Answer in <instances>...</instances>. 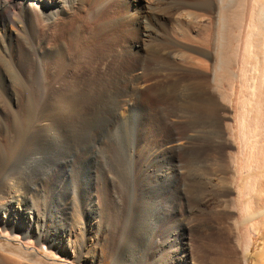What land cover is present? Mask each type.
<instances>
[{
  "label": "rangeland",
  "instance_id": "obj_1",
  "mask_svg": "<svg viewBox=\"0 0 264 264\" xmlns=\"http://www.w3.org/2000/svg\"><path fill=\"white\" fill-rule=\"evenodd\" d=\"M159 1L139 3L153 16ZM254 1H234L237 15L225 27L222 50L236 74L212 70L222 48L216 12L182 20L170 32L205 71L207 90L196 93L183 92L175 83L180 73L171 68L155 77L149 95L125 89L119 53L140 28L138 8L128 0H60V12L35 0L37 16L47 7L37 32L0 21V264H176L177 252L183 264H215L216 258L254 264L263 234L241 228L240 200L244 182L264 173V136L248 135L254 146L247 153L237 132L243 103L250 135L264 133V77L260 85V71L251 67L259 62L243 51ZM72 5L82 8L78 20L68 13ZM14 15L22 29L24 8H14ZM62 20L70 26L64 37ZM101 21L111 23L105 36L119 38L112 42L118 53L105 49L82 62L84 40ZM148 57L156 62L158 55L149 50ZM206 101L213 105L205 111ZM50 128L59 130L56 140ZM245 235L252 243L246 253L238 243Z\"/></svg>",
  "mask_w": 264,
  "mask_h": 264
},
{
  "label": "bare ground",
  "instance_id": "obj_2",
  "mask_svg": "<svg viewBox=\"0 0 264 264\" xmlns=\"http://www.w3.org/2000/svg\"><path fill=\"white\" fill-rule=\"evenodd\" d=\"M48 3H51L53 6H55L56 8H52V5L50 7H48L49 9H55L56 11L60 12L61 11V6H63V4L60 2V0H47ZM131 3L134 4L135 7L138 8L137 13L135 14V21L140 23L138 26H140V28H138V30L135 33L134 37H133V43L131 44H127L128 46L125 47V49L123 50V52L119 53L120 55H122L124 58L121 59V71L123 73V77L124 79H126L127 83L125 85V89L129 92H143L146 95H149V93L153 92L154 89V82L153 80L155 79L156 76H158L159 73L161 72H165L166 70L171 68L173 70L178 71L179 77L176 78L175 83L177 85H182V89L183 92L186 93V91L188 93H192L196 91H202V90H207L206 85L203 83L202 81V77L201 73H205V71L203 69H199L198 67H196L197 61H194V59H192L190 56H187L186 54H184L182 52V47L186 48L187 45L184 44H180L177 40V37H172L170 32H173L175 34L174 30H178L179 28H181V21L182 20H188V21H193L195 19H198L202 16V12L204 14H212L213 12H216L215 15V20L214 23L217 24V22H219V36H220V40H222V43H220V48L221 52H218L221 56L218 57L219 59L216 62V65L214 63V66H212V70L214 68V70H220V72L222 71V73L224 74V72H231L228 71L229 70V66H232V60L226 53V50H222L225 47V41H223L224 39L228 38L227 34L225 33V27L228 26L230 24V20H234L233 16L235 17L237 15V8L236 6L233 4L234 1L236 0H176V1H172L170 2H166V0H158L160 4H163L160 9L158 11H156V13H154L155 15L151 16L149 15V11L147 10V7H142V5L139 3L140 0H128ZM87 2V1H86ZM35 0H16V2H12V1H5L4 2L2 0H0V21H4V22H8L13 24L14 26L16 25L17 28L19 27L20 30H23L25 25H28L30 27V29L32 31L37 32L38 30V25L41 18L40 16L43 15L42 13H45L44 9L46 8H42L40 9V13L39 16H37V14L34 12V4H35ZM252 4V3H251ZM217 6V7H216ZM16 7H22L24 8V19L26 21L22 22V29L19 25L20 20L18 18V20L16 19V16L14 15V8ZM234 7V8H233ZM63 9V8H62ZM82 9V8H81ZM81 9H78V11L75 9V6H69L68 7V13L72 16L73 20H78L80 19L81 15L79 13V11ZM149 9V7H148ZM67 10V9H66ZM153 10V9H152ZM252 12L250 14L251 18H250V29L247 30L246 33V37L244 42V53L250 58L253 57L254 60H258L257 62H259V66H255L256 64L252 65L251 67L254 69V67H256L257 75H260V80H259V84L261 85V76L262 78L264 77V73L261 75L262 72H264V50H262L263 54H261V57H259V53L261 52L260 47L263 48V45L259 42L260 37H262V31H264V0H255L252 6ZM250 13V12H249ZM214 14V13H213ZM239 14V13H238ZM55 15V14H54ZM58 15V14H57ZM56 15V17H57ZM23 16V15H22ZM18 17V16H17ZM43 17V16H42ZM51 17V16H50ZM180 17V18H179ZM211 17V16H209ZM55 18V17H54ZM58 18V17H57ZM55 18V19H57ZM60 18V17H59ZM116 18V17H115ZM96 19V18H95ZM94 19V20H95ZM236 19V18H235ZM238 20V19H237ZM93 21V20H92ZM236 21V20H235ZM75 22V21H74ZM102 23H98L97 26H95L94 29H92V27L90 28V31L88 33V37L85 41V44H83L84 46L81 47L83 48L81 50L80 56L81 60L83 62V60H85V58H91L97 54L102 53L103 50H107L109 49V51H117L118 50L112 46L113 43H116V41L114 42V40H118L116 39L117 35L114 34L110 37H107L104 35V32L106 29L109 30V26L110 24H106L104 21H101ZM109 22V21H108ZM173 23L175 26L174 28H170L168 30V27L170 26V24ZM235 23V22H233ZM59 31L62 32L61 37H64L65 34L68 33V30L70 29L68 22H66L65 20L63 21H59ZM117 24V23H116ZM217 24V25H218ZM80 25V24H79ZM112 26V25H111ZM172 26V25H171ZM94 27V26H93ZM143 30V32H141L139 29ZM157 28H159V30L157 31ZM40 29V28H39ZM111 29V28H110ZM41 31V30H40ZM88 32V31H87ZM142 33V34H141ZM17 35V34H16ZM79 35V34H78ZM210 35V34H209ZM262 35V36H261ZM3 33L0 37V42H2L3 39ZM5 36V35H4ZM37 36V35H36ZM69 36V35H68ZM18 37V36H17ZM66 37V36H65ZM71 37V36H70ZM102 37V38H101ZM46 38V33L44 31L41 32L40 37H39V45L40 48L44 51L45 46L44 41ZM72 38V37H71ZM98 38L102 39L97 40ZM61 39V38H60ZM64 39V38H62ZM69 39V38H68ZM214 39V38H213ZM71 40V39H70ZM69 40V41H70ZM73 40V39H72ZM71 40V41H72ZM75 40V39H74ZM215 40V39H214ZM226 40V41H227ZM100 41V42H99ZM119 41V40H118ZM113 42V43H112ZM132 42V41H131ZM206 42V41H205ZM224 42V43H223ZM70 43V42H69ZM78 43V42H77ZM76 43V44H77ZM112 43V44H111ZM215 43V42H212ZM75 44V42H74ZM221 44H224L221 46ZM227 44V43H226ZM3 45V43L1 44ZM71 45V44H70ZM78 45V44H77ZM126 45V44H125ZM224 46V47H223ZM257 46V48L255 49V47ZM4 47V46H3ZM44 47V48H43ZM53 47V46H52ZM58 48H60L61 50V56L64 53V47L62 45V43H60V45L57 46ZM189 48V47H188ZM226 48V47H225ZM224 48V49H225ZM264 49V48H263ZM153 50L154 52H156V54L158 55V58L156 60V62L154 61H150L149 62V57H148V51ZM196 52L199 53H203V50L201 49H193ZM259 50V51H258ZM4 51V50H3ZM70 51V50H69ZM2 52V51H1ZM70 53V52H69ZM108 53V52H107ZM251 53V54H250ZM54 54V53H53ZM103 54V53H102ZM150 54V53H149ZM64 55V54H63ZM231 55V54H230ZM252 57H251V56ZM103 56V55H102ZM246 56V58H247ZM50 57V56H48ZM57 57V56H56ZM74 57V56H73ZM215 57L217 58V56L215 55ZM249 57L247 58L249 60ZM252 59V60H253ZM245 60V59H244ZM248 60H246L244 63V66L246 67V65L249 63L247 62ZM250 61V60H249ZM154 62V63H152ZM246 63V64H245ZM199 64V63H198ZM200 65V64H199ZM258 65V64H257ZM261 65V66H260ZM170 66V67H169ZM249 64L246 68V70H250L249 68ZM103 67V66H102ZM105 68V67H104ZM204 68V67H203ZM249 68V69H248ZM231 69V68H230ZM245 70V71H246ZM254 70V71H256ZM77 71V70H76ZM169 71V70H168ZM253 71V72H254ZM219 72V71H218ZM166 73V72H165ZM214 73V72H213ZM230 73V74H231ZM221 74V73H220ZM227 74V73H225ZM232 74H236V72L232 73ZM231 74V75H232ZM222 75V74H221ZM242 76V75H241ZM245 76V75H243ZM215 77V75H214ZM254 77V76H253ZM204 78V77H203ZM219 78V76H218ZM259 78V77H258ZM122 80V79H121ZM262 81H264V79H262ZM78 82V81H77ZM125 82V81H124ZM145 82V84H144ZM252 82V81H251ZM107 83V82H106ZM264 84V83H263ZM75 85V84H73ZM157 86V85H156ZM246 86V85H245ZM264 89V86L261 85ZM180 88V86H179ZM157 89V88H156ZM261 89V90H262ZM122 90V89H121ZM260 90V89H259ZM258 90V91H259ZM260 90V91H261ZM81 91V90H80ZM209 91V90H208ZM257 91V92H258ZM259 91V92H260ZM263 91V90H262ZM60 92V91H59ZM67 92V91H66ZM121 92V91H120ZM256 92V93H257ZM257 93V96L259 94V96L261 98H258L259 100H263L262 95L264 94H260ZM264 92V91H263ZM65 93V92H64ZM68 93V92H67ZM98 93V91H97ZM200 93V92H199ZM255 92H253L254 95ZM70 94V93H69ZM73 94V93H72ZM87 94V93H86ZM202 94V93H201ZM55 95V94H54ZM89 95V94H88ZM116 95V94H115ZM197 95V94H196ZM60 96V95H59ZM65 96V95H64ZM82 96V95H81ZM103 96V94H102ZM129 96V95H128ZM136 96V95H135ZM198 96V95H197ZM258 96V97H259ZM73 97V96H72ZM88 97V96H87ZM204 97V96H203ZM57 98V97H56ZM86 98V97H85ZM93 98V97H92ZM192 98V97H191ZM254 98V97H253ZM58 99V98H57ZM61 99V98H60ZM111 99V98H110ZM119 99V98H118ZM124 99V98H123ZM202 99V98H200ZM256 99V100H258ZM62 100H65V98H63ZM71 100V98H70ZM108 100V99H107ZM106 100V101H107ZM117 100V99H116ZM206 100V99H205ZM246 100V99H245ZM252 100V99H251ZM67 101V100H66ZM65 101V102H66ZM96 101V100H95ZM110 101V100H109ZM113 101V100H112ZM137 101V100H136ZM204 101V100H203ZM228 101H230V99H228ZM61 102V101H60ZM71 102V101H70ZM108 102V101H107ZM124 102L126 103L127 101L124 100ZM78 103V102H77ZM91 103V102H90ZM99 103V102H98ZM112 103V102H111ZM196 103V102H194ZM263 103V102H262ZM56 104V103H55ZM73 106L75 105L72 102ZM211 102L210 101H206V103H203V105H201V107L207 108L209 106H211ZM242 106V112H240V117H239V122H238V135H240V138L242 137V140L244 142V151H247V149H249V151H252V147L254 146L252 144L251 141V149L249 148L250 144V139L253 136H264L260 135V131L256 132L255 135H250L251 133L248 131L247 129V123L246 121V117H247V113H248V109L246 107L245 104L241 103ZM92 105V104H91ZM97 105V104H96ZM213 105V104H212ZM245 105V106H243ZM65 106V105H64ZM99 106V105H98ZM114 106V105H113ZM255 105H252V107ZM259 106V105H258ZM55 107V106H54ZM62 107V106H61ZM124 107V106H123ZM257 107V106H256ZM60 108V107H58ZM119 108V107H118ZM75 109V108H74ZM117 110V109H115ZM54 111H57L54 110ZM119 111V110H118ZM206 111V110H205ZM257 111V110H256ZM259 111V110H258ZM98 112V111H97ZM54 113V112H53ZM63 113V112H62ZM242 113V114H241ZM79 114V112H78ZM214 114V113H213ZM249 114V113H248ZM254 114V113H253ZM68 115V114H67ZM101 115V114H100ZM38 116V115H37ZM62 116V115H61ZM83 116V115H82ZM254 116V115H253ZM103 117V116H102ZM209 117V116H208ZM33 118V117H32ZM83 118V117H82ZM207 118V117H206ZM255 118V117H254ZM59 119V118H58ZM248 119V118H247ZM260 119V118H259ZM257 119V121L259 120ZM31 120V119H30ZM40 120V119H39ZM79 120V119H78ZM207 120V119H206ZM93 121V120H92ZM209 122L211 120H208ZM250 121V120H249ZM38 122V121H37ZM54 122V121H53ZM82 122V121H81ZM259 122V121H258ZM28 123V122H27ZM33 123V122H32ZM48 124V122H47ZM31 125V124H30ZM37 125V124H36ZM35 125V126H36ZM49 125V124H48ZM19 126V125H18ZM34 126V127H35ZM39 126V125H38ZM45 126V125H44ZM56 126V125H55ZM76 126V125H75ZM208 126V125H207ZM250 126V125H249ZM254 126V125H253ZM259 126V125H258ZM88 127V126H87ZM15 128V127H14ZM46 128V127H45ZM259 128V127H258ZM20 129V127H19ZM37 129V128H36ZM256 129V128H255ZM18 130V129H17ZM21 130V129H20ZM25 130V129H24ZM49 135L52 139L57 138L60 134H59V130L53 128L51 130V128L49 129ZM97 130V129H96ZM254 130V127H253ZM260 130V129H259ZM264 131V130H263ZM67 132V131H66ZM85 132V130H84ZM96 132V131H95ZM262 132V130H261ZM20 133V132H19ZM33 133V132H32ZM81 133V132H80ZM258 133H260L258 135ZM83 134V133H82ZM90 134V133H89ZM96 134V133H95ZM99 134V132H98ZM24 135V134H23ZM26 135V134H25ZM76 135V134H74ZM250 139H249V137ZM49 137V136H48ZM71 137V136H70ZM21 138V137H20ZM72 138V137H71ZM80 138V137H79ZM95 138V137H94ZM264 138V137H262ZM261 138V139H262ZM15 139V138H14ZM74 139V138H73ZM72 139V140H73ZM20 140V139H19ZM56 140V139H55ZM54 140V141H55ZM59 140V139H58ZM76 141V140H75ZM83 141V140H82ZM255 141V140H254ZM65 142V141H64ZM70 142V141H69ZM89 142V140H88ZM242 142V143H243ZM258 142V141H257ZM23 143V142H22ZM21 143V144H22ZM60 143V142H59ZM172 144L170 145L171 147H174L173 142H171ZM178 143V142H177ZM18 144V143H17ZM59 145V144H58ZM20 146V145H19ZM256 146V145H255ZM14 147V146H13ZM16 147V146H15ZM32 147V146H31ZM170 147V148H171ZM257 147V146H256ZM47 148V147H46ZM59 148V147H58ZM16 149V148H15ZM32 149V148H31ZM258 149V148H257ZM40 150V149H39ZM256 150V149H254ZM34 151V150H33ZM176 151V150H175ZM258 151V150H256ZM24 154V153H23ZM30 154V153H29ZM252 154V153H251ZM42 155V154H41ZM255 155V154H254ZM248 156V155H247ZM24 159V157H22ZM28 158V157H27ZM254 158V157H253ZM259 158V157H258ZM39 159V158H38ZM256 159V158H255ZM254 160V159H253ZM30 161V160H29ZM256 161V160H254ZM20 162V161H19ZM38 163V162H37ZM264 163V162H263ZM19 164V163H18ZM31 164V163H30ZM33 164V163H32ZM24 165V164H23ZM22 165V166H23ZM262 165V164H261ZM264 165V164H263ZM16 166V165H14ZM251 166V165H250ZM256 167H259L257 165H255ZM34 167V166H33ZM254 167V166H253ZM255 167V168H256ZM262 167V166H261ZM260 167V168H261ZM17 168V167H16ZM35 168V167H34ZM251 169V167H250ZM253 169V168H252ZM264 169V167L262 168ZM20 170V169H19ZM246 171V170H245ZM260 171V170H259ZM259 171H255V172H259ZM264 171V170H262ZM31 172V171H30ZM5 173V172H4ZM28 173V172H27ZM263 173V172H262ZM258 174L259 177L261 176L260 180H257L256 178L253 179L254 182L253 183H249L244 182V190L242 192V198L240 200V205L243 206V208H240V216L241 217V228H243L246 233H249V228L252 227L254 229H260L262 231L263 234V245H262V252L260 253L259 251L257 253H254V264H264V173L263 174ZM11 174V173H10ZM248 174V173H247ZM251 174V173H249ZM254 174V172L252 173ZM252 174L250 176H252ZM8 175V174H7ZM19 175V174H18ZM22 175V174H21ZM257 175V174H256ZM255 175V177H256ZM249 176V175H248ZM249 176V177H250ZM258 177V176H257ZM10 180H12L10 178ZM252 182V181H251ZM13 184V183H11ZM253 185V186H251ZM27 193V192H26ZM25 195V194H24ZM28 195V194H27ZM17 200H19L17 198ZM200 203L202 202L199 201ZM78 217V216H77ZM15 224V222H14ZM125 230V229H124ZM121 232V231H120ZM124 233V232H123ZM241 240V241H240ZM126 242V241H125ZM131 242V241H130ZM129 243V242H128ZM240 245L242 246L243 251L246 253L248 247L250 244H252L250 242V238L249 236L245 235V236H241L239 239ZM244 253V255L246 256V254ZM179 254L178 252L175 253V257L173 258V261L176 262V264H183L181 262V259L179 258ZM181 255V254H180ZM183 256V255H182ZM215 264H226L227 261H222V259H215L214 260ZM227 264H230V262H228Z\"/></svg>",
  "mask_w": 264,
  "mask_h": 264
}]
</instances>
